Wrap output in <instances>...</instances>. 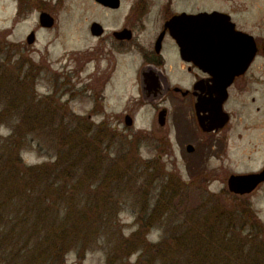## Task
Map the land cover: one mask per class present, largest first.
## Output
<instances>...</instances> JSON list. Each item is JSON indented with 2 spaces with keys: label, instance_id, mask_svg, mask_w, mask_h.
<instances>
[{
  "label": "flooded vegetation",
  "instance_id": "flooded-vegetation-1",
  "mask_svg": "<svg viewBox=\"0 0 264 264\" xmlns=\"http://www.w3.org/2000/svg\"><path fill=\"white\" fill-rule=\"evenodd\" d=\"M7 1L14 24L6 29L24 28L22 51L70 53L73 65L59 71L69 83H56L54 96H66L74 115L105 118L123 100L118 124L134 126L143 109L150 111L146 130L158 158L175 167L179 156L193 179L225 181L231 195L251 196L264 185L243 195L227 188L232 174L264 170V0ZM225 69L242 71L220 112L205 99L214 97L208 86ZM75 99L86 101L84 113L71 109ZM235 153L260 165L229 171Z\"/></svg>",
  "mask_w": 264,
  "mask_h": 264
},
{
  "label": "trees",
  "instance_id": "trees-1",
  "mask_svg": "<svg viewBox=\"0 0 264 264\" xmlns=\"http://www.w3.org/2000/svg\"><path fill=\"white\" fill-rule=\"evenodd\" d=\"M6 45L0 40V126L13 117L17 123L0 134V264H69L65 256L71 250L74 264H82L100 239L107 247L106 264H130L136 252L151 264H264V225L246 201L232 209L216 203L180 234H163L156 242L146 239L155 222L140 216L139 227L123 235L117 188L130 173L129 157L109 159L105 133L59 107L55 97L36 94L39 67L23 71L19 59L3 60ZM57 112L72 117L73 125L62 119L56 124ZM47 128L55 133L57 156L26 164L21 158L26 137ZM160 200L149 220L168 210V199L166 209Z\"/></svg>",
  "mask_w": 264,
  "mask_h": 264
},
{
  "label": "rangeland",
  "instance_id": "rangeland-1",
  "mask_svg": "<svg viewBox=\"0 0 264 264\" xmlns=\"http://www.w3.org/2000/svg\"><path fill=\"white\" fill-rule=\"evenodd\" d=\"M8 5L7 0H0V40L4 39L7 44L1 53L2 59L10 61L9 63L19 59L23 71L31 65L38 66L39 74L35 80L34 91L38 95H48L53 98L55 97V84L65 81V78L68 77L59 71H62L67 63L73 65L69 62L70 53L56 49L47 53L45 51L29 53L22 51L20 43L24 35V28L15 23L14 28L6 29L7 25L14 24L12 20L7 22ZM7 32L10 33L9 36H6ZM39 44L42 45L41 42ZM56 80L58 81L56 82ZM69 80L70 78L67 80L68 83ZM66 99L67 97L64 96L60 101L56 100L55 102L59 107L64 108L67 103ZM69 104L76 114L84 113L87 105L86 101L82 99L72 100ZM123 108H125V101L122 100L119 106H114L112 109L107 108L109 116L105 118L96 116L89 120L85 116H75L76 119H85L93 129H99L106 134L103 147L109 159L121 154L129 157L130 173L128 178L117 188L121 197L116 218L123 235L127 236L139 227V216L142 220L155 222L147 229L146 239L149 241H159L163 234H166V237L174 233L180 234L182 229L184 231L191 224V220L199 221L207 213V210L216 206V203L232 209L236 204L246 201L255 211L256 218L264 225V185L251 196L237 197L223 191L226 189L225 181L218 179L207 183L204 180H196L195 177L193 179L179 156L175 167L167 156L157 157L159 152L153 146L149 132L146 130L150 124V111L143 109L136 125L125 126L123 122L121 124L117 122L123 119L121 116ZM70 112L72 113V111ZM57 114L54 115L56 124L61 119L65 123L74 120L72 117L61 116L62 113L57 112ZM246 115L251 118L250 109L246 110ZM104 120H106V124L103 123ZM74 122L75 120L71 122V125ZM16 123V117H13L7 124L0 126V134H9L12 126ZM117 124L118 128L114 129ZM24 144L21 158L28 165L54 160L58 153L55 133L49 128L29 134ZM233 157L234 162L228 166V170L235 173H241L260 165V163L247 162L239 153H235ZM174 168L177 169L176 172H172ZM170 172L171 175H168L167 173ZM158 199H161L160 205L164 208L168 199L170 206L167 211L158 213L156 220H149L148 214ZM143 209H145V213L142 212ZM243 227L244 232L249 231L248 225L243 224ZM139 254L140 252L132 254L128 260L129 263L151 264L146 257H139ZM106 258V243L100 239L97 245L86 252L82 264H106ZM65 259L69 264L76 263V250L68 252Z\"/></svg>",
  "mask_w": 264,
  "mask_h": 264
},
{
  "label": "water",
  "instance_id": "water-1",
  "mask_svg": "<svg viewBox=\"0 0 264 264\" xmlns=\"http://www.w3.org/2000/svg\"><path fill=\"white\" fill-rule=\"evenodd\" d=\"M214 14L218 13H201L202 16H212ZM207 71L211 70L207 69ZM241 71L242 70L236 69L230 70V72H228L227 69L223 71L218 70L217 75L215 74L218 78V82L216 84L208 86L209 93H214V97L213 95H209L208 98L205 100L207 102L209 101L210 104L216 103L219 111L222 112L221 104L223 103L226 97L227 87L231 83L234 75L240 73ZM126 124L131 125V121L129 118L126 120ZM205 129L208 131L210 130V128ZM262 181H264V170L258 173L232 174L227 180V188L230 192L234 194L243 195L250 193Z\"/></svg>",
  "mask_w": 264,
  "mask_h": 264
}]
</instances>
